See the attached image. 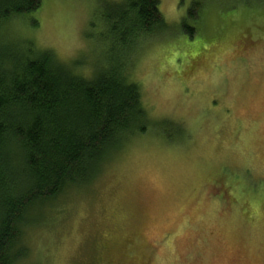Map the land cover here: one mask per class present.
I'll return each instance as SVG.
<instances>
[{"label":"rangeland","instance_id":"obj_1","mask_svg":"<svg viewBox=\"0 0 264 264\" xmlns=\"http://www.w3.org/2000/svg\"><path fill=\"white\" fill-rule=\"evenodd\" d=\"M156 1L169 28L132 57L131 80L150 122L165 127L40 210L17 264H264V0ZM96 2L99 35L103 4L115 0ZM53 7L66 13L41 0L11 27L31 36L29 18L43 27Z\"/></svg>","mask_w":264,"mask_h":264},{"label":"trees","instance_id":"obj_2","mask_svg":"<svg viewBox=\"0 0 264 264\" xmlns=\"http://www.w3.org/2000/svg\"><path fill=\"white\" fill-rule=\"evenodd\" d=\"M198 4L191 7L198 8L195 15ZM40 5L0 0V36ZM101 20L99 37L117 41L127 34L152 38L169 28L156 0L104 2ZM133 63L129 58L118 72L101 70L85 81L48 55L0 44V264L27 256L24 233L36 216H45L40 210L89 186L135 137L165 127L148 119L131 80Z\"/></svg>","mask_w":264,"mask_h":264},{"label":"clouds","instance_id":"obj_3","mask_svg":"<svg viewBox=\"0 0 264 264\" xmlns=\"http://www.w3.org/2000/svg\"><path fill=\"white\" fill-rule=\"evenodd\" d=\"M115 2L119 3V0ZM176 2L178 4L179 0ZM58 4L66 10L64 15H58L53 7L43 27L40 22L35 24L36 32L31 36H25L23 27L16 24L10 36H0V44L48 55L70 68L73 75L90 81L101 70L118 72L123 62L134 57L150 39L163 40L159 35L150 38L146 34H127L120 41L101 39L89 26V21L96 19V9L99 8L96 0H58ZM28 23L32 24L31 17ZM48 41L54 43L44 46ZM72 46L74 52L69 62L63 55V49ZM151 148L150 142L141 141L140 151H149Z\"/></svg>","mask_w":264,"mask_h":264}]
</instances>
